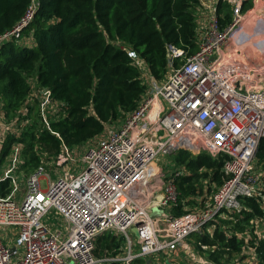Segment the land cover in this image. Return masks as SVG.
Masks as SVG:
<instances>
[{"label":"built area","instance_id":"built-area-1","mask_svg":"<svg viewBox=\"0 0 264 264\" xmlns=\"http://www.w3.org/2000/svg\"><path fill=\"white\" fill-rule=\"evenodd\" d=\"M226 1L232 5L233 19L224 27L218 15L219 0L203 1L209 13L199 49L176 66L183 50L169 44V71L163 80L153 78L144 60L130 49L142 77L148 79L147 92L137 108L120 124L108 123L95 142L82 144L86 152L81 156L75 146L63 141L54 160V166L62 169L57 178L46 177L41 163L28 175L23 193L18 195L15 185L9 193L0 194V264L151 260L165 251H179L190 235L203 234V228L217 218L241 212L245 199L264 198L255 163L264 138V67L254 68L226 52L235 31L243 28L245 0ZM36 3L32 1L12 28L0 32V47L11 40L22 43ZM30 84L28 103L36 106L41 126L51 129L63 114L64 104L37 78ZM28 111L25 106L22 116L9 119L0 103V162L8 137L16 138L0 182L11 178L16 183L13 173L20 169L24 156L18 126L27 122ZM188 143L197 147V153L223 155L226 178L204 208L175 215L174 208L181 204L175 178L183 172L175 170L163 181L153 169L161 155L187 149ZM71 161L77 164L75 169L68 166ZM51 209L63 218L65 231L44 220ZM105 232L121 238V251L98 258L96 242Z\"/></svg>","mask_w":264,"mask_h":264},{"label":"trees","instance_id":"trees-1","mask_svg":"<svg viewBox=\"0 0 264 264\" xmlns=\"http://www.w3.org/2000/svg\"><path fill=\"white\" fill-rule=\"evenodd\" d=\"M32 1L0 0V32L12 28ZM262 2L264 0H257V5ZM200 3L201 0H37L34 18L23 32L25 37H33L34 43L25 45L11 40L0 47V103L9 117L27 106L29 111L24 117L34 113L33 118L38 122L36 106L28 103L31 84L27 77L36 74L38 83L49 88L53 98L63 102L64 112L52 122L51 129H44L38 136L31 134L27 148V151L32 150L28 153L29 159L23 149L27 157L25 165L31 169L40 164L36 144L49 154H58L63 141L69 146L87 142L100 135L108 123L119 121L136 109L147 92V85L142 79L141 67L129 54L130 49L144 60L153 78L163 80L169 71V44L183 50V55L175 60L176 66L199 49ZM252 5L253 0H245L242 10ZM217 7L224 27L233 19L232 5L219 0ZM263 25L261 16H253L243 23L241 35H245V39L240 50L245 51L249 45L248 48L255 51L252 44L256 45V50L259 47L264 50ZM248 30L251 34L256 32L254 38L262 37L256 43L250 41L245 45ZM255 56L264 61L263 54L257 52ZM15 140L12 135L8 137L3 158L10 153ZM172 154L174 161L188 172L175 178L181 204L174 208V213L181 215L186 213L182 201L204 195L202 189H198L201 178L210 177L218 186L225 180L224 156L213 157L203 151L193 156L184 148ZM257 157L264 161V138ZM10 190V179L0 182V194ZM206 199L204 196L201 201ZM244 203L241 212L221 219L231 228L230 235L220 226L213 234L206 231L202 237L196 235L200 246L220 248L211 253L215 260L222 256L224 251L217 253L223 248L241 253L246 243L237 232L249 231V224L264 215L259 197H249ZM252 243L258 254L257 264H264V234H256ZM121 245L117 234L105 232L97 239L95 253L100 258L116 256ZM104 264L121 262L105 261ZM133 264L156 263L143 257L135 259Z\"/></svg>","mask_w":264,"mask_h":264},{"label":"rangeland","instance_id":"rangeland-1","mask_svg":"<svg viewBox=\"0 0 264 264\" xmlns=\"http://www.w3.org/2000/svg\"><path fill=\"white\" fill-rule=\"evenodd\" d=\"M201 4V3H200ZM264 7V6H263ZM262 7V9H263ZM209 9V7H207ZM206 8V9H207ZM261 8V7H260ZM206 9L203 7L202 10L203 12H206ZM248 11V10H247ZM262 13H259L260 15H253V16H261L262 18H264V13L263 10H261ZM209 13V12H207ZM249 13H244L243 16L244 18L246 17V15ZM258 23V20H257ZM264 26V25H263ZM242 29V28H241ZM237 34H235V38L233 39V42H235L233 48H237L235 50V54L238 55V57H240L243 60H249L250 57H255V54L261 53L264 56V50L261 49L259 47L258 50H256V45L252 47L255 49V51H252V49H249V45L248 47L244 50H240V46H241V42L244 41L245 39V35H241V30L239 31V29L237 30ZM247 33H249L248 36H246V42L245 45L248 44V42H252V43H256L255 41L259 40L262 36L260 37H256L254 38V36H256V32H251L248 30ZM248 50H251V52H248ZM231 51V50H230ZM243 52H247V54H244ZM242 54V55H241ZM236 57V56H235ZM250 61V60H249ZM28 80L30 82L35 81L37 76L36 74H31L28 75ZM143 81L147 84L148 79L147 77L143 76L142 77ZM31 90V89H30ZM23 110V107H21L18 112L16 114H14L13 116L8 115L9 119H16L21 115ZM37 110V108H36ZM38 112V110H37ZM35 117L34 113L29 114V116L27 118V122H25L23 125H19L18 129L20 132V138L19 141H22L21 143L24 145V150L25 152L27 151V148L29 146V141L31 138V134H34L36 136H38L45 128H43L41 126L40 123V119L38 120V122L33 118ZM118 121L114 122L117 123ZM120 124L117 123V125ZM100 137L97 136L87 142H84L82 144H87L88 142L92 143L95 142L96 140H98V138ZM21 139V140H20ZM82 144L79 145H75V150L78 154V156L83 155L86 150L84 147H82ZM187 149L191 152V154L193 156L196 155V149L197 147L188 143L187 145ZM185 148V147H184ZM32 150H28L27 151V157L29 159L28 153H30ZM177 151V150H176ZM35 153L36 155L39 157L40 159V164L43 163V166H45L44 170V175L46 177H51L53 179L57 178L59 173H61L62 169L61 166H59L58 168H56L54 166V160H55V155L53 154H49L48 152L42 150V148L37 144L35 145ZM9 154V153H8ZM24 155V154H23ZM26 155L23 156V167L22 169H18L17 170V174H19L18 178L20 179L21 185H20V191H18V195L21 194V192H23L24 190V186L26 181H22L21 179H25L31 172L35 171L36 168H38L37 166L32 167L31 169L28 168L27 165H25L26 160H27ZM80 158V157H78ZM80 162V161H79ZM256 166L259 170L260 176H261V181H262V186L264 187V161L257 157L256 161ZM1 164H6V166H8L10 164L9 158L5 157L1 160L0 165ZM39 164V165H40ZM38 165V166H39ZM77 164H74V162H69L68 166L71 169H75ZM155 170V172H159V175L161 176V179L163 181H165L166 179H169L172 175H173V171H180L183 172V174L188 173L187 169L183 166L178 164L177 162L174 161V156L172 154V152L166 153L164 155L160 156V159L157 160V164H155V168L153 169ZM57 174H56V173ZM182 175V174H179ZM162 181V182H163ZM43 182H45V180H43ZM161 183H159L160 188H161ZM218 184L215 183L213 180L210 179V177L208 178H201V183L198 184V189L201 190L204 195L200 196V195H194L191 196L187 201H189V203H187V201L184 203V207H185V211L188 212L190 210L193 209H201L204 208L207 204V202L209 201L212 193H214V191L217 189ZM158 190V189H155ZM160 189L158 190L157 193H160ZM207 197L205 202H202L201 200L203 199V197ZM262 206L264 208V198L260 199ZM230 214H225L224 216H229ZM232 218V216H229ZM222 217L217 218L215 221H213V223L216 224V226H213V223L204 227L203 228V232H213L214 233V228L216 229L218 226H220V229L224 230L227 234H231V231L229 227H227L226 225H224L221 221ZM259 221H258V220ZM44 220L47 221L51 226L53 227H57L58 229H62L63 231H65L66 226L64 225L63 219L61 217V215L54 209H51L48 214L44 217ZM250 226V230H245L243 232H237V234L239 235V237L245 239V245H243L242 247V252H230V251H225V249H221L217 255L222 254V256H220L219 260H215L213 257H211V253L214 252L215 249H220L219 247H212V246H206L204 247L205 244H202L200 246V244L197 241L196 235L199 234L200 237H202L203 235H201V233H194L192 235H190L183 243L182 247L179 250V253H169L168 255H165L164 253H162V256H159L158 258H151V262H154L156 264H257L258 262V254H256L257 252L255 251V247L254 244L252 243L253 241H255V235L257 234L258 236L262 235L264 233V215L262 216H257L252 222L251 224H249ZM209 228H211V230H209ZM5 231H7V228L3 230V232L5 233ZM211 233V234H213ZM260 234V235H259ZM133 237H136L134 234H132ZM196 238V239H195ZM200 239V238H199ZM183 254V256H182ZM97 255V254H96ZM243 255V256H242ZM98 256V255H97ZM190 257H192L193 259H191ZM99 258V256H98ZM97 264H104L103 261L98 262Z\"/></svg>","mask_w":264,"mask_h":264},{"label":"crops","instance_id":"crops-1","mask_svg":"<svg viewBox=\"0 0 264 264\" xmlns=\"http://www.w3.org/2000/svg\"><path fill=\"white\" fill-rule=\"evenodd\" d=\"M206 2H216L217 0H201V4L199 5V8H198V38H199V41H200V35H201V31H202V28L204 27V25L207 23V20H208V8H207V6L205 5V3ZM256 5H257V0H253V5L248 9V11L246 10L245 11V13H248V12H250L251 10H253V9H255V7H256ZM207 8L206 9V12H203V10H202V8ZM260 12H262L261 10H259V13ZM257 36H260V33H258L257 34ZM235 38V35H233V37H232V39L230 40V42L228 43V46H227V50H226V52L228 53V54H231L232 56H236V57H238L235 53V50L237 49V48H233V46H234V44H235V42H233V39ZM22 43L23 44H25V45H32L33 43H34V39H33V37H30V36H27V37H24V39H23V41H22ZM234 49V52H233V54L231 53V51ZM231 50V51H230ZM263 58H264V56H263ZM250 60V61H249ZM248 61L247 60H245V61H247L249 64H251V66L252 67H254V68H258V67H264V61H261V59H259V57H250V59H249ZM3 154V153H2ZM3 159V155H2V157H1V160ZM6 164H1L0 165V172L2 173V170H4V169H6ZM22 167H23V164L21 165V167H20V169H22ZM17 173V170L16 171H14V177H15V179H16V183H14V182H12V179L11 178H8V179H10V181H11V190L15 187V185L17 186V191H20V185H21V182H20V179L18 178V176H19V174H17L16 175V173ZM28 177V176H27ZM27 177L25 178V179H21L22 181H26V179H27ZM25 185H26V183H25ZM24 189H25V186H24ZM10 190V191H11ZM9 191V192H10ZM24 191V190H23ZM8 192V193H9ZM21 193H23V192H21ZM63 219V218H62ZM258 220V219H257ZM259 221V220H258ZM264 234V233H263ZM262 234V235H263ZM260 235V234H259ZM262 235H260V236H262ZM172 252H174V253H179V251H165V255H168L169 253H172ZM257 254V253H256ZM162 256V255H161ZM182 256H183V254H182ZM163 257V256H162Z\"/></svg>","mask_w":264,"mask_h":264},{"label":"bare ground","instance_id":"bare-ground-1","mask_svg":"<svg viewBox=\"0 0 264 264\" xmlns=\"http://www.w3.org/2000/svg\"><path fill=\"white\" fill-rule=\"evenodd\" d=\"M264 2H262L261 4H259V5H257L256 7H255V9H253V10H251L250 12H248L249 14H247L246 15V17L244 18V21H243V23L246 21V20H248V19H250L251 17H253V15H260L259 14V10H263V13H264ZM261 7V8H260ZM262 7H263V9H262ZM260 13H262V12H260ZM243 25V24H242ZM237 30L235 31V34H237ZM233 52H234V49L231 51V53L233 54ZM238 56V55H237ZM238 58V57H237Z\"/></svg>","mask_w":264,"mask_h":264},{"label":"water","instance_id":"water-1","mask_svg":"<svg viewBox=\"0 0 264 264\" xmlns=\"http://www.w3.org/2000/svg\"><path fill=\"white\" fill-rule=\"evenodd\" d=\"M133 230H134V232H135L136 234H138V230H137V228H133ZM122 239H123V237H122Z\"/></svg>","mask_w":264,"mask_h":264}]
</instances>
